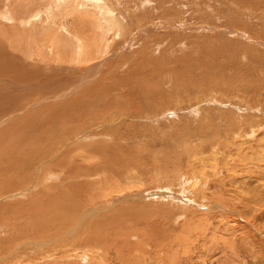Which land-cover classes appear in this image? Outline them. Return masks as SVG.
I'll list each match as a JSON object with an SVG mask.
<instances>
[{"label":"rangeland","instance_id":"obj_1","mask_svg":"<svg viewBox=\"0 0 264 264\" xmlns=\"http://www.w3.org/2000/svg\"><path fill=\"white\" fill-rule=\"evenodd\" d=\"M124 1L114 7L128 12L130 29L120 38L108 34L112 49L85 64L91 81L108 58L123 65L104 81V103L81 122L65 118V127L75 120L79 128H71L74 137L87 133L65 149L73 146L62 167L58 158L1 161L14 151L4 147L14 140L13 123L37 114L42 125L43 113L66 102L53 93L84 73L71 72L65 50L49 65L35 56L23 61L58 86L41 84L29 101L0 114V264H264V0ZM3 25L0 40L25 34L14 21ZM137 63L149 76L143 90L129 89L122 74ZM58 118L52 135L64 128ZM35 147L29 142L25 150Z\"/></svg>","mask_w":264,"mask_h":264},{"label":"bare ground","instance_id":"obj_2","mask_svg":"<svg viewBox=\"0 0 264 264\" xmlns=\"http://www.w3.org/2000/svg\"><path fill=\"white\" fill-rule=\"evenodd\" d=\"M146 1L147 0H142L143 3ZM151 1L152 0L148 1V3H150ZM116 2L118 4H121V3L124 4L125 1L124 0H113V1L112 0H110V1H108V0H6V3L2 2L1 7H0V23H1L0 24V33H6L7 32L6 25H3L4 22L14 21L17 23L18 27H21L24 30L25 34L22 35L23 32H20L18 35H15V36L11 35L8 38H6V40H5L6 42L4 40H0V50H6L7 52H9L8 57H5L7 54L6 55L0 54V114L2 113L3 108H6V107L11 108V106H9V104L12 105L14 108H16L19 104L24 103L25 101L27 102L28 97H31L30 95H33V97H34V92H31V91H34L35 87H38L39 85L44 84V83L47 84L48 86H52L53 84L55 85V83L58 82L57 78H51V79L49 78L50 82H48L49 80L48 81L46 80L48 77L46 78L45 75H41V74H43V72L40 74L36 71L26 70L25 65L26 64L30 65L29 62H27V61L32 60V62H33V60L35 59L34 56L38 57V61H39L40 65H41V62H42V64L45 63L46 65H49L48 61H57V62L60 61L58 59H60L61 56L64 55L62 50H65L66 53L64 52L65 53L64 56H68L67 59L70 60L68 62L69 63L73 62L72 64L75 65L74 68L76 67L75 71L71 70V72L72 73L73 72L79 73L78 71L83 70L84 73L80 74L79 77L77 76L78 82L74 86H70L68 89H64L59 94H56L55 92L53 93V96H56V97L66 96L67 97L66 102L64 103V105L59 104V106L57 108L52 106L53 107L52 109H48L49 112L47 110L48 113L45 111L47 114L43 113V115H45V118L41 122L42 125H40V122L38 123V121H40V120H36L37 114L33 115L34 117H32V118H35L36 122L39 124V126H41L40 128L35 123L34 119H33L34 122H31V120H30L31 116H29L30 119L28 118V120L26 118L24 121L20 120V122L17 121V122L13 123V125H17V129L12 133V134H14V137H13L14 140H11L8 144H5L4 147L7 150L13 149L14 151L13 152L7 151L6 152L7 154H5V155H8V158L6 157L7 160L1 159V161L8 163L9 159H10L9 157H11L12 159H15V161L18 157V160H19L18 162H20L21 164L27 165L28 161H32V162L36 161L38 163H43L45 160L44 158H47L46 161H49L50 159H57L58 158L59 160L57 162V166L62 167L61 165H62V163L65 162V159H68V160L70 159L69 154H70L71 150H73V146H70L67 152H65V149L69 145H71L72 143H75V140L77 138L85 137L87 131L81 130V134L77 137H74V135L77 134L76 133L77 131H75L71 128H74V129H79V128L75 126V120L73 122H70L71 124L69 123L71 126L68 125L69 127H65L66 123H67V122L65 123V121H66L65 118L67 120L68 119L71 120L72 118L77 119V120L79 119L78 122H81L80 118L86 117L88 114V111L90 109H92L93 107H95L96 105H98L100 103H104L103 101L106 99L103 92H102L104 87L106 86V85H104L105 84L104 81L107 80L108 78H110L109 77L110 72L115 66H117V65L122 66L123 65L122 64L123 61H121L119 59H110L109 60V58H108L107 59L108 60L107 65L105 64L106 66L103 67L102 65H104V64L100 63V67H101L100 73H98L96 71L97 73H95V74L97 76V79L92 80V81L90 80V78H88V72L91 70H89V67L87 65H85V64H89V62L93 61L94 59L96 60L103 53L105 54V52L107 50L112 49L109 46H107V45H109L108 43L110 42L107 39L108 34L109 35L112 34L113 36H119V38H120V37H122L125 30L130 29L127 26L129 24L128 12H126V15H124V13L117 11V9L114 7V6H116L115 5ZM136 3H137V6H139V7L141 6V2L137 1V2H134V5L132 7L136 8ZM148 3H146V4H148ZM151 5H153V4L151 3ZM158 6L160 7L161 5H158ZM148 7L151 9V7L149 5H148ZM152 9H153V7H152ZM133 10H134V8H133ZM145 11L146 10H144V12ZM147 12H145V14H147ZM68 16L71 18L70 19L71 20V22H70L71 26L69 25V27L66 28L65 23L67 22ZM42 22L44 23V25H40ZM107 40L109 41L108 43H107ZM118 40H120V39H118ZM115 43H117V40ZM119 43H121V42H118L117 46ZM107 47H109L110 49H107ZM7 49H9L11 51H9ZM15 51L18 52L17 53L18 56H17V54H14ZM51 56H55V58H53ZM135 56H137V55H135ZM24 60H27L26 64H24V62H23ZM17 61H19V63L23 66L24 70H18L17 69V64H16ZM32 62H30V63H32ZM139 64H138V66H139ZM35 65H36V63H35ZM46 65H43V66H46ZM130 66H131V64H130ZM30 67L32 68L31 65H30ZM131 67H132L131 70L127 69L126 71H124L122 73V74L125 73L127 75L126 84L128 85L129 89L131 88L132 90H143L144 85L148 81V77H149L147 75V72L144 71L146 73H144V72H143L144 74L142 73L143 66H141V65L139 67L136 66V68H134L133 65ZM49 68H50V66H49ZM91 68H93V67H91ZM40 70L43 71L41 68H40ZM44 71H45V69H44ZM59 71H61V70H59ZM53 74H54V72H53ZM7 75L10 77L9 78L4 77ZM46 75L49 76L48 74H46ZM66 75L63 76V74H62L61 79L66 80L67 78H70V79L74 80L76 78V77H73L71 75H67V76ZM85 75H87V76L85 77ZM91 76L93 77V75H91ZM53 77H54V75H53ZM82 78H83L82 81H83L84 85H86V86H84V88L81 90L82 84H80V81ZM57 86H58V84H57ZM48 89H50V88H45L44 90H39L41 93L40 96H46V92H50V91H48ZM54 89H56V88H54ZM51 92H53V91H51ZM17 94H18V96L20 95V97H22L19 101H17V99L14 97ZM77 95H79V96L81 95V97L83 99L81 97H77ZM82 95H84V96H82ZM213 97H215V96H213ZM41 98H39V100ZM48 98H50V97H48ZM75 98H76V100L81 98V100L76 101ZM12 99H13V101H12ZM33 99L35 100V98H33ZM55 99H52L53 100L52 102L54 104L56 101ZM44 100L45 99H43L41 101L43 102ZM46 100H48V99H46ZM50 100L51 99H49V101ZM42 102L40 103V101H39L38 103L42 104ZM44 102H43V104H45ZM87 103H88V105H87ZM34 106L36 107V105H34ZM30 107H32V106H30ZM72 109L73 110L75 109L76 114H73L72 115L73 117L72 116L67 117L69 115V112ZM41 117H42V114H41L40 118ZM58 117L64 118V122L62 123V121H61V123H59V124H63L64 128H62L63 130L60 129V130H62L61 134L52 135L55 133L57 134L59 132V129H57V127H55V129L58 130V132H55V130L53 129L55 126V123H56V122L54 123V121L57 120V119L54 120V118H58ZM51 120H52V123L54 124V125H52L53 126L52 127V129H53L52 133H51V130H50V132H48L49 130L45 129L48 126H44L45 128L43 127V125H45L46 122L47 123L49 122V124H47V125L51 126V124H52ZM60 120L58 118V121H60ZM58 121H57V123H58ZM78 122H76V123H78ZM73 123H74V126L72 125ZM60 126H62V125H58L59 128H60ZM254 129H256V128H254ZM241 136H243V135H241ZM72 139H73V141H71ZM29 142H35L36 150H34L33 153H32V151L28 152L25 150V147ZM260 145H261V143H260ZM2 150H4V149H2ZM22 154H23V157H21ZM2 155H3V153H2ZM244 158H246V157H244ZM15 161L13 160L12 163L10 162L11 165H9L8 167L10 168L13 165L16 168L15 165H16L17 161L16 162ZM240 161H241V159H240ZM13 162H15V165L13 164ZM211 162H210V165H211ZM52 163H53V161H52ZM28 165H29V162H28ZM189 166L192 169V176L191 177L194 178L195 181H198L197 179H199V177L198 178L196 177L197 171L195 173V171L193 169L194 168L193 165L192 166L189 165ZM14 167H13V169H14ZM95 171H94V173H95ZM219 171L220 170H218V172ZM8 172H9V170L7 171V173ZM11 172H13V171H11ZM200 173L204 174L203 172H200ZM91 175H89V176H91ZM19 176L22 177L21 175H19ZM131 176L133 177V175H131ZM72 177H76V175L70 176V178H72ZM204 177H206V176H204ZM202 178L203 177H201L200 179L202 180ZM181 180H179V181H181ZM189 185H193V184L189 183ZM189 185H187V186H189ZM197 185H199V184H197ZM207 186L208 185L205 184V187H207ZM9 193H11V192H9ZM92 210H94V209H92ZM83 214H85V213L83 212ZM87 214H89V212L86 213V215ZM104 218H105V216H104ZM44 237H46V236H44ZM81 255H82V253H81ZM84 255H85V253H84ZM89 255H90V253L88 251V254H87L88 259L90 258Z\"/></svg>","mask_w":264,"mask_h":264}]
</instances>
